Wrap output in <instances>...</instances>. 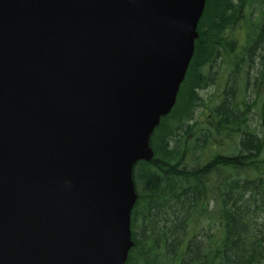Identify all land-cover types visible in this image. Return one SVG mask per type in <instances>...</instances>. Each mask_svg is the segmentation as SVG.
<instances>
[{
	"label": "water",
	"instance_id": "water-1",
	"mask_svg": "<svg viewBox=\"0 0 264 264\" xmlns=\"http://www.w3.org/2000/svg\"><path fill=\"white\" fill-rule=\"evenodd\" d=\"M207 1L0 0V264H127Z\"/></svg>",
	"mask_w": 264,
	"mask_h": 264
},
{
	"label": "trees",
	"instance_id": "trees-1",
	"mask_svg": "<svg viewBox=\"0 0 264 264\" xmlns=\"http://www.w3.org/2000/svg\"><path fill=\"white\" fill-rule=\"evenodd\" d=\"M198 31L155 157L135 168L128 264H264V0H210Z\"/></svg>",
	"mask_w": 264,
	"mask_h": 264
},
{
	"label": "rangeland",
	"instance_id": "rangeland-1",
	"mask_svg": "<svg viewBox=\"0 0 264 264\" xmlns=\"http://www.w3.org/2000/svg\"><path fill=\"white\" fill-rule=\"evenodd\" d=\"M212 92V90L210 89L209 91H203V92H201V95L202 96H207L209 93H211ZM256 118H258V116H256ZM178 139H179V137H178ZM141 226V225H140ZM138 232H139V234H141L142 233V230L141 229H138ZM139 238H140V236H139Z\"/></svg>",
	"mask_w": 264,
	"mask_h": 264
}]
</instances>
